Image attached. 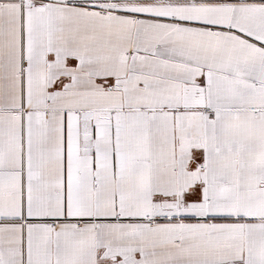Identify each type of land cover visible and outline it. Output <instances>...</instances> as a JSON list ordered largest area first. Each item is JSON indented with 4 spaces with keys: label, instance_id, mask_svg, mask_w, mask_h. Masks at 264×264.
Masks as SVG:
<instances>
[{
    "label": "snow or ice",
    "instance_id": "snow-or-ice-1",
    "mask_svg": "<svg viewBox=\"0 0 264 264\" xmlns=\"http://www.w3.org/2000/svg\"><path fill=\"white\" fill-rule=\"evenodd\" d=\"M0 264H264V0H0Z\"/></svg>",
    "mask_w": 264,
    "mask_h": 264
}]
</instances>
